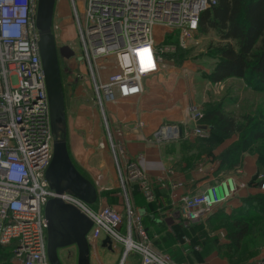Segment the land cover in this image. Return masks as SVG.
I'll use <instances>...</instances> for the list:
<instances>
[{"label":"built area","instance_id":"obj_1","mask_svg":"<svg viewBox=\"0 0 264 264\" xmlns=\"http://www.w3.org/2000/svg\"><path fill=\"white\" fill-rule=\"evenodd\" d=\"M68 1L84 49L83 65L89 71L101 108L108 102L142 95L145 79L163 73L167 67L165 54L174 52L177 45L184 48L198 32L200 14L217 2L78 0L79 6L77 0ZM36 5L37 0H0V244L10 246L21 264H50L44 207L50 198L60 197L85 214L92 228L102 231L111 242L121 243L124 255L138 254L141 264H181L155 249L141 214L130 206L127 197L126 229L121 232L123 216L114 207L94 208L70 191L58 194L50 187L45 171L52 158L55 136L39 52ZM52 27L60 26L53 22ZM167 35L175 42L166 43ZM189 111L185 123H162L149 141L158 145L179 139L188 131L201 133L202 114L196 106ZM141 126V122L135 124L136 128ZM122 127L121 130L128 129ZM119 142L127 178L139 180V190L152 200V182L127 155L120 138ZM117 157L115 163L125 190ZM258 184L264 189L263 175L258 177ZM177 186L172 182L170 188ZM236 188L233 177H228L203 192L183 194L179 214L186 221H196L223 204Z\"/></svg>","mask_w":264,"mask_h":264},{"label":"rangeland","instance_id":"obj_2","mask_svg":"<svg viewBox=\"0 0 264 264\" xmlns=\"http://www.w3.org/2000/svg\"><path fill=\"white\" fill-rule=\"evenodd\" d=\"M76 2L79 4L78 0ZM70 13L68 0L55 1L52 24L55 22L60 26L59 29L52 27L56 45L57 47L67 45L72 51L68 58L67 56H59L64 91L68 153L77 170L94 182H99L98 178L101 176V174L94 173L95 168L98 171L100 170V162L107 163V161H111L113 163L112 167L115 174L113 181L109 182L111 188L108 189L109 193L105 205L114 207L124 217L126 216V197L130 206L135 208L134 205L140 199L145 204H154L157 199L156 191L153 186L151 191L153 198L149 201L143 192L139 190V180H129L126 176L124 158L119 155L118 145L121 143L119 142L120 135L118 131L123 129L122 126H127L129 123H123L118 119L113 109L118 104L127 108L130 102L127 99H120L108 103L107 106L104 105V108L97 104L91 76L87 67L83 65L85 60L83 45L77 37L76 23ZM217 37L215 31H209L205 34L198 31L192 38L187 40L186 46L182 47L187 52L182 56L180 63L177 64L173 60L167 59L168 65L164 69L167 73L166 76L182 78L186 83L184 91L186 102L182 107V119L180 118V121L165 122L185 123L189 117L190 107L196 106L202 114L199 123L206 125V128L201 133L188 131L185 136L179 139L157 145L161 146V152L166 157L169 171L173 170L176 174H179V177H181V174H188L192 183H195L196 177L203 175V179H210L208 181L209 186L218 184L228 177L234 179V174L241 173L245 154L255 155L257 165L259 154L255 150L258 146L264 144V142H255L254 145L247 148L241 153L237 165L233 167L222 165L223 153L231 143L239 140L241 134L239 132L234 133L232 142L233 135L218 141V137H213L210 128L207 127L208 123L213 125V122H202L206 112L213 108L228 117L236 118L242 129L248 125L249 117L264 118V91L246 92L244 90L241 95L238 94V104L236 105L232 104L236 95L235 89H240L243 86L242 81L236 83L231 77L219 82L209 81L207 75L213 69V59L208 55L207 50L209 44L217 43V40H215ZM164 71L162 72L164 73ZM105 76L106 73L103 77ZM174 106L176 108L179 105L176 103ZM188 126L192 127V124ZM212 138L216 141L213 142ZM75 148H79L78 154ZM115 155L119 159L118 163L125 180V190L119 178ZM131 160L137 162L136 157H132ZM260 175L264 176V165H257V169L251 176L248 185L259 188L258 177ZM172 182L177 183L180 187L184 183L183 180L178 179ZM165 185L167 187H158V196L164 189L169 190L171 181L169 184L166 182ZM243 186H245L244 183L237 184L236 190L223 204L214 206L198 220L192 221L191 227L187 230H183V225L181 227L179 225L180 229H173V232L178 234L177 245H171L172 238H166V250L160 249L156 244V242H159L155 241L157 238L149 236L152 245L157 251L169 255L170 258L181 264H264V236H259L256 231V228L261 224L253 222L252 231L246 236L240 249H235L228 238V229H230L233 217L232 209L239 207L241 204V197L237 195L236 191L238 187ZM133 189H136L138 194L135 195ZM262 190L264 191V189ZM203 191H195L193 194ZM58 254L63 259V263L68 264L70 261V263H73V258L68 259L72 256L71 250L58 252ZM0 264L21 263L20 260L14 257L12 249L8 245L0 244ZM137 264H140V262L138 261Z\"/></svg>","mask_w":264,"mask_h":264},{"label":"crops","instance_id":"obj_3","mask_svg":"<svg viewBox=\"0 0 264 264\" xmlns=\"http://www.w3.org/2000/svg\"><path fill=\"white\" fill-rule=\"evenodd\" d=\"M215 40L218 41V37ZM214 62L213 59L212 67L214 66ZM209 73L210 72H208V74ZM166 75L167 73L164 72L145 79V88L142 95L128 98L127 100H129L130 104L128 103L127 108L118 104L115 105V109H113L118 119L123 123H129L127 124L128 129L120 131V139L123 141L125 152L130 158L136 157L137 163L146 173V176L153 184L152 187L154 186L156 191L157 199L154 204H149V207L147 206L148 204L142 206L141 204L136 203V205H134L135 210L141 214L142 223L148 236H154L157 238L155 241L159 242H156L158 248L164 250H166V238H172L170 241L171 245H177L178 243V234L174 233L173 229H180L181 225H183V230H187L192 225V222L182 219L179 214L178 204L180 197L186 193L203 191L210 184L208 182L210 179H203V175L196 177L195 183H192L188 174H181V177H179V174H176L173 170L169 171L166 157L161 152V146H157L149 141L151 134L162 122L173 120L180 121L182 119L181 116H183L182 107L186 102L184 98L186 83L182 78H173ZM231 78H233V81L236 83H241L242 81L241 84H243L240 89H235L236 95L232 104H238V94L241 95L244 90L246 92H255L246 85L242 78ZM176 103H178L179 106L175 108L174 105ZM137 122H141L142 126L136 128L135 124ZM233 140L234 135L231 142ZM75 150L78 154L79 148H75ZM243 163L241 173L234 174L235 182L238 185H240V183H244L245 185L243 187H238L236 191L237 195L243 197L248 194L264 192L256 186L248 185L251 176L257 169L256 156L245 154ZM100 164L101 166H99L101 168L99 171L96 168L94 169V173L101 174L98 178L99 182L91 180L97 189V199L95 203L92 204L94 208L103 206L107 202V195L109 193L108 189L111 188L109 187V182L111 180L113 181L115 174L114 168L112 167L113 163H111V161H107V163L102 161ZM177 179L184 181L183 186L180 187L179 185L174 189L169 187V190L164 189V191L158 196L157 189L159 186L167 187V185H165L166 182L169 184L170 181L172 183L173 180L176 181ZM162 194L164 196H161ZM123 221V225L120 229L121 232H124L126 229V216L123 217ZM90 236H93L94 238ZM87 237L89 243L90 264H137L138 261L141 264V259L138 254L127 253L124 255V248L121 243L111 242V244H109L104 242L106 236L102 231L91 227ZM61 250H71V255L73 257L71 256L68 259L71 260L73 258V263H70V261L68 264H77V248L74 244L59 247L58 252H62ZM58 256L61 263L65 264L63 263L64 261L60 257V254H58Z\"/></svg>","mask_w":264,"mask_h":264},{"label":"trees","instance_id":"obj_4","mask_svg":"<svg viewBox=\"0 0 264 264\" xmlns=\"http://www.w3.org/2000/svg\"><path fill=\"white\" fill-rule=\"evenodd\" d=\"M198 31L203 34L215 31L219 39L217 43L209 44L207 50L215 61L207 75L209 81L219 82L237 77L242 78L253 91H264V0H217L213 7L200 14ZM173 40L168 35L165 38L166 43L175 42ZM186 52L177 45L174 52L165 54V58L178 64ZM248 119V125L242 129L236 118L228 117L214 108L204 115L202 122H213V125L208 123L207 127L213 137H218V141L234 133L241 134L239 140L231 143L223 153L222 165H237L242 152L255 142H264V118ZM255 152L259 154L257 165H264V144L258 146ZM133 191L135 195L138 194L136 189ZM137 203L147 205L141 199ZM147 206L150 207L149 204ZM232 216L228 238L235 249L242 247L244 239L252 231L253 222L261 224L256 231L259 236H264V192L241 197V204L232 209Z\"/></svg>","mask_w":264,"mask_h":264},{"label":"water","instance_id":"obj_5","mask_svg":"<svg viewBox=\"0 0 264 264\" xmlns=\"http://www.w3.org/2000/svg\"><path fill=\"white\" fill-rule=\"evenodd\" d=\"M56 0H37L35 24L38 45L49 102L53 140V154L45 171V177L56 193L70 191L88 204L95 203L97 189L93 182L82 175L68 153L66 141V114L59 56L69 57L70 47H57L52 32ZM203 129L206 125H200ZM47 219V256L50 264H62L58 248L74 244L77 248V264H90L87 234L92 221L75 206L60 197L50 198L44 207ZM104 242L111 244L106 237Z\"/></svg>","mask_w":264,"mask_h":264}]
</instances>
